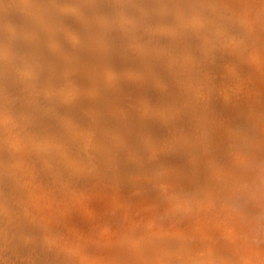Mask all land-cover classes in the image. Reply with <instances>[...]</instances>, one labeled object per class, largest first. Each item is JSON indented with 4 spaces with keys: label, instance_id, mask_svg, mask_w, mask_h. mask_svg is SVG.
Returning a JSON list of instances; mask_svg holds the SVG:
<instances>
[{
    "label": "rangeland",
    "instance_id": "1",
    "mask_svg": "<svg viewBox=\"0 0 264 264\" xmlns=\"http://www.w3.org/2000/svg\"><path fill=\"white\" fill-rule=\"evenodd\" d=\"M0 141V264H264V0H0Z\"/></svg>",
    "mask_w": 264,
    "mask_h": 264
},
{
    "label": "bare ground",
    "instance_id": "2",
    "mask_svg": "<svg viewBox=\"0 0 264 264\" xmlns=\"http://www.w3.org/2000/svg\"><path fill=\"white\" fill-rule=\"evenodd\" d=\"M89 56H90V55H89ZM85 61H86V60H85ZM139 61H140V60H139ZM137 62H138V61H137ZM31 70H32V69H31ZM66 70H67V69H66ZM68 72H69V71H68ZM43 73H44V72H43ZM117 74H119V73H117ZM133 74H134V73H133ZM147 74H148V73H147ZM148 75H149V74H148ZM144 76H145V75H144ZM144 76H143V77H144ZM55 77H56V76H55ZM116 77H117V76H116ZM98 79H99V78H98ZM120 79H121V78H120ZM109 80H110V79H109ZM123 80H124V79H123ZM143 80H144V79H143ZM146 80H147V79H146ZM37 82H38V81H37ZM102 82H103V81H102ZM106 82H107V81H106ZM106 82H105V83H106ZM108 82H109V81H108ZM87 83H88V82H87ZM99 83H101V82H99ZM39 84H40V83H39ZM97 84H98V82H97ZM142 84H143V83H142ZM95 85H96V84H95ZM104 85H105V84H104ZM80 86H81V85H80ZM111 86H112V85H111ZM94 87H95V86H94ZM96 87H97V86H96ZM98 87H99V86H98ZM105 87H106V86H105ZM101 88H102V87H101ZM106 88H107V87H106ZM146 88H147V87H146ZM92 89H93V88H92ZM109 89H110V88H109ZM89 91H90V90H89ZM89 91H88V92H89ZM91 91H92V90H91ZM91 91H90V92H91ZM93 91H94V90H93ZM95 92H96V90H95ZM108 92H109V91H108ZM108 92H107V93H108ZM110 92H111V91H110ZM134 92H135V91H134ZM141 92H142V91H141ZM105 93H106V92H104L103 95H104ZM112 93H113V92H112ZM110 94H111V93H110ZM88 95H89V94H88ZM98 95H99V94H98ZM98 95H97V96H98ZM95 96H96V95H95ZM115 96H116V95H115ZM79 97H80V96H79ZM85 97H86V96H85ZM93 97H94V96H93ZM128 97H129V96H128ZM140 97H141V96H140ZM99 98H101V96L98 97V99H99ZM33 99H34V98H33ZM94 99H96V98H94ZM98 99H97V100H98ZM86 100H87V98H86ZM108 100H109V99H108ZM77 101H78V99H77ZM91 101H92V100H91ZM100 101H101V100H100ZM105 101H106V100H105ZM88 102H89V101H88ZM98 103H99V102H97V104H98ZM84 104H85V102H84ZM90 104H92V103L90 102ZM95 104H96V103H95ZM143 105H144V104H143ZM79 106H80V105H79ZM82 107H84V106H82ZM82 107H81V108H82ZM91 108L93 109V107H91ZM127 108H128V107H127ZM84 109H86V108H83V110H84ZM100 109H102V106H101ZM122 109H123V108H122ZM79 110H80V108H79ZM79 110H78V111H79ZM96 110H97V109H96ZM81 111H82V110H81ZM90 111H91V110H90ZM96 112H98V111H96ZM101 112H102V111H101ZM79 113H80V112H79ZM87 113H88V111H87ZM90 113L92 114L93 112L91 111ZM71 114H72V113H71ZM88 115H89V114H88ZM93 116H95V115L93 114ZM98 116H99V114H98ZM3 117H4V116H3ZM53 117H54V116H53ZM87 118H88V117H87ZM91 118H92V117H91ZM96 118H97V115H96ZM96 118H95V119H96ZM120 118H121V117H120ZM88 120H89V118H88ZM90 121H91V119H90ZM92 121H93V120H92ZM104 121H105V120H104ZM81 122H82V121H81ZM94 123H95V122H94ZM96 124H98V123H96ZM111 125H112V124H111ZM83 126H84V125H82V127H83ZM78 127H79V129L81 130V128H80L79 125H78ZM70 128H71V127H70ZM79 129H78V130H79ZM84 129H85V128H84ZM84 129H83V130H84ZM119 129H120V127H119ZM106 130H107V129H106ZM112 130H113V129H112ZM4 131H5V130H4ZM85 131H87V130H85ZM76 132H77V131H76ZM80 132H81V131H80ZM15 133H16V132H15ZM111 133H112V132H111ZM119 133H120V131H119ZM69 134H70V133H69ZM78 134H79V133H78ZM87 134H88V133H87ZM14 136H15V135H14ZM69 136H70V135H69ZM81 136H83V135L81 134ZM105 136H106V135H105ZM19 137H20V136H19ZM37 137H39V136H37ZM65 138H66V137H65ZM65 138H64V139H65ZM71 138H72V137H71ZM71 138H70V139H71ZM88 138H89V137H88ZM97 138H98V137H97ZM108 138H109V137H108ZM72 139H73V138H72ZM66 140H69V139H66ZM6 141H7V140H6ZM16 141H17V140H16ZM74 141H75V140H74ZM0 142H1V141H0ZM120 142H121V141H120ZM67 143H69V142H67ZM21 144H22V143H21ZM55 144H56V143H55ZM74 144H75V143H74ZM57 145H58V144H57ZM67 145H68V144H67ZM67 145H66V146H67ZM70 145H72V144H70ZM58 146H59V145H58ZM61 147H62V146H61ZM74 147H75V145H74ZM112 147H113V146H112ZM69 148H70V147H69ZM35 149H36V148H35ZM58 149H59V148H58ZM64 149H65V148H64ZM72 149H73V147H72ZM82 149H83V148H82ZM67 150H68V149H67ZM64 151H66V150H64ZM69 151L71 152V150H69ZM67 152H68V151H67ZM70 152H69V154H70ZM24 154H25V153H24ZM65 154H66V153H65ZM69 154H68V155H69ZM116 154H117V153H116ZM20 155H21V154H20ZM107 155H108V154H107ZM6 156H7V155H6ZM56 156H57V155H56ZM65 156H66V155H65ZM21 157H22V156H21ZM23 157H24V156H23ZM28 157H29V156H28ZM72 157H74V156H72ZM24 158H25V157H24ZM61 158H62V157H61ZM64 158H65V157H64ZM66 158H67V157H66ZM68 158H70V157H68ZM25 159H26V158H25ZM30 159H31V158H30ZM38 159H39V158H38ZM31 161H32V160H31ZM37 161H38V160H37ZM39 161H40V160H39ZM71 161H72V160H71ZM27 162H28V161H27ZM34 162H35V161H34ZM40 162H41V161H40ZM68 162H69V161H68ZM4 163H5V162H4ZM52 163H53V162H52ZM55 163H56V162H55ZM69 163H70V162H69ZM7 164H8V163H7ZM20 164H21V163H20ZM32 164H33V163H32ZM14 165H15V164H14ZM39 165H40V164H39ZM102 165H103V164H102ZM106 165H107V164H106ZM30 166H31V165H30ZM30 166H29V167H30ZM46 166H47V165H46ZM66 166H69V165L67 164ZM77 166H78V165H77ZM85 166H86V165H85ZM23 167H24V166H23ZM40 167H41V165H40ZM44 167H45V166H44ZM52 167H53V166H52ZM42 168H43V167H42ZM75 168H76V167H75ZM114 168H115V167H114ZM30 169H31V167H30ZM47 169H48V168H47ZM49 169H50V168H49ZM80 169H81V168H80ZM80 169H79V170H80ZM36 170H37V169H36ZM58 170H59V169H58ZM25 171H26V170H25ZM43 171H44V170H43ZM35 173H36V172H35ZM42 173H43V172H42ZM45 173H46V172H45ZM58 173H59V172H58ZM29 174H31V173H29ZM40 174H41V173H40ZM26 175H27V174H26ZM32 175H33V174H32ZM32 175H31L30 177H32ZM34 175H35V174H34ZM34 175H33V176H34ZM40 176H41V175H40ZM92 176H93V175H92ZM97 176H98V175H97ZM62 177H63V176H62ZM76 177H77V176H76ZM84 177H85V176H84ZM26 178H27V177H26ZM70 178H71V177H70ZM32 179H33V178H32ZM36 179H37V178H36ZM59 179H60V178H59ZM62 179H64V178H62ZM77 180H78V179H77ZM30 182H32V181H30ZM36 182H37V181H36ZM71 182H72V181H71ZM75 182H76V181H75ZM34 183H35V182H34ZM57 183H58V182H57ZM72 183H73V182H72ZM24 184H25V183H24ZM24 189H25V188H24ZM73 189H74V188H73ZM2 190H3V189H2ZM59 190H60V189H59ZM8 192H9V191H8ZM8 192H7V194H8ZM69 192H70V191H69ZM36 193H37V192H36ZM51 193H52V192H51ZM23 194H24V193H23ZM32 194H33V193H32ZM17 195H18V194H17ZM48 195H49V193H48ZM20 196L22 197L23 195H20ZM67 196H68V195H67ZM33 197H34V196H33ZM47 197H48V196H47ZM42 198H44V197H42ZM58 198H59V197H58ZM61 198H62V197H61ZM19 199H20V198H19ZM21 199H22V198H21ZM66 199H67V198H66ZM17 200H18V199H17ZM35 200H36V199H35ZM40 201H41V200H40ZM39 203L41 204V202H39ZM39 203H38V204H39ZM13 204H14V203H13ZM16 204H17V203H16ZM31 205H32V204H31ZM34 207H35V206H34ZM40 207H41V206H40ZM41 208H42V207H41ZM20 210H21V209H20ZM26 211H27V210H26ZM28 211H29V210H28ZM39 212H40V211H39ZM0 214H1V213H0ZM25 215H26V214H25ZM27 215H29V214H27ZM33 215H34V214H33ZM31 216H32V215H31ZM31 216H30V217H31ZM21 218H23V217H21ZM3 219H4V218H3ZM25 219H27V218H25ZM30 219H31V218H30ZM12 221H13V219H12ZM28 221H29V220H28ZM10 222H11V221H10ZM21 222H22V221H21ZM21 222H20V223H21ZM32 222H34V220H33ZM11 223H12V222H11ZM20 223H19V224H20ZM23 223H24V222H23ZM7 224H8V223H7ZM35 224H36V223H35ZM15 225H16V223H15ZM17 225H18V224H17ZM24 225H25V224H24ZM28 225H29V224H28ZM30 225H31V224H30ZM30 225H29V226H30ZM25 226H26V225H25ZM25 226H24V227H25ZM9 227H10V226H9ZM11 228H12V227H11ZM32 228H33V227H32ZM15 229H16V228H15ZM20 229H21V227H20ZM27 229H28V228H27ZM44 229H45V228H44ZM7 230H9L8 227H7ZM10 230H11V229H10ZM29 230H30V229H29ZM11 231H12V230H11ZM13 231H14V230H13ZM16 231H17V229H16ZM16 231H15V232H16ZM22 231H23V230H21V232H22ZM6 232H7V231H6ZM8 232H9V231H8ZM19 232H20V231H19ZM26 232H27V231H26ZM17 233H18V231H17ZM9 234H10V233H9ZM12 234H13V233H12ZM14 234H15V233H14ZM33 234H34V233H33ZM2 236H3V235H2ZM11 236H12V235H11ZM18 236H20V235L18 234ZM12 237H13V236H12ZM37 237H38V236H37ZM44 237H45V236H44ZM52 237H53V236H52ZM3 238H4V237H3ZM7 238H8V237H7ZM14 238H15V237H14ZM19 238H21V237H19ZM22 238H23V237H22ZM14 240H15V239H14ZM21 240H22V239H21ZM46 240H47V239H45V241H46ZM36 242H37V241H36ZM48 242H49V241H48ZM42 244H43V243H42ZM17 245H18V244H17ZM21 245H22V243H21ZM36 245H37V244H36ZM46 245H47V244H46ZM22 246H24V245H22ZM43 246H44V245H43ZM47 246H49V245H47ZM21 248H22V247H21ZM40 249H41V248H40ZM48 249H49V248H48ZM48 249H47V250H48ZM10 253H11V252H10ZM12 253H14V252H12ZM35 253H36V252H35ZM18 255H19V253H18ZM21 258H22V257H21ZM33 258H34V257H33ZM35 258H36V257H35ZM39 258H40V257H39ZM39 258H38V259H39ZM11 260H12V259H11ZM13 261H14V260H13ZM20 261H21V260H20ZM32 261H33V260H32ZM5 262H6V261H5ZM15 262H17V260H15ZM18 262H19V261H18ZM33 262H34V261H33ZM20 263H21V262H20ZM1 264H2V263H1ZM6 264H7V263H6Z\"/></svg>",
    "mask_w": 264,
    "mask_h": 264
}]
</instances>
